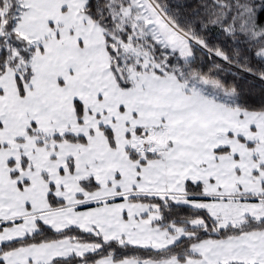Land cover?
<instances>
[{
    "label": "snow or ice",
    "instance_id": "snow-or-ice-1",
    "mask_svg": "<svg viewBox=\"0 0 264 264\" xmlns=\"http://www.w3.org/2000/svg\"><path fill=\"white\" fill-rule=\"evenodd\" d=\"M0 264H264V0H0Z\"/></svg>",
    "mask_w": 264,
    "mask_h": 264
}]
</instances>
